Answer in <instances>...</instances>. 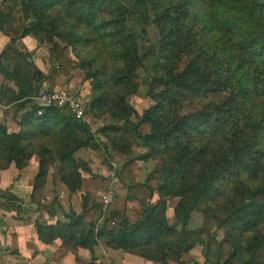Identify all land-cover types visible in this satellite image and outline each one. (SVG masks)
Masks as SVG:
<instances>
[{"label": "trees", "instance_id": "16d2710c", "mask_svg": "<svg viewBox=\"0 0 264 264\" xmlns=\"http://www.w3.org/2000/svg\"><path fill=\"white\" fill-rule=\"evenodd\" d=\"M8 2L0 5V31L11 44L28 35L48 44L51 69L43 73L30 53L13 46L0 54V73L15 87H1L0 103L25 110L18 132L0 124V170L12 162L22 170L38 158L31 201L0 190L1 206L17 218L31 204L54 215L55 199L34 198L49 167L74 193L81 172L92 173L75 157L78 150H101L107 161L122 154L118 170L108 167L126 188L124 209L104 215L101 204L88 205L83 196L80 212L64 213L67 221L36 220L39 240L91 252L103 242L161 264L180 263L199 244L206 264H264V0ZM149 25L157 40L140 53L138 39L147 40ZM76 67L91 85L86 114H108L109 124L93 129L62 108L32 101L44 83L69 79ZM140 85L153 104L134 121L126 98ZM185 102L196 109L180 112ZM133 145L143 151L133 154ZM137 161L154 162L143 180ZM193 211L202 223L188 228ZM217 228L226 230L221 239Z\"/></svg>", "mask_w": 264, "mask_h": 264}, {"label": "crops", "instance_id": "0c3cea01", "mask_svg": "<svg viewBox=\"0 0 264 264\" xmlns=\"http://www.w3.org/2000/svg\"><path fill=\"white\" fill-rule=\"evenodd\" d=\"M0 5L4 8L11 6L8 0H0ZM18 10L19 8L16 7V11ZM7 46H13L30 53L34 64L43 73L48 74L50 72L49 51L32 36H25L11 44L10 37L0 31V54ZM76 73L74 70L69 79L64 77L58 78L53 87L48 83H44L43 90L59 87H68V89L70 87H77ZM2 86L15 88L13 83L4 78V75L0 73V89ZM80 87L82 88L79 93L87 94L85 83ZM24 111H16L13 105L0 103V124L5 125L8 132H18L21 129L19 122ZM75 157L86 161L93 174L99 170L100 176H104L105 178H101L98 175L91 177L90 173L82 171L80 189L74 193H70L68 188L59 180L54 169L49 167L45 185L41 190L35 192L34 198L45 204H50L55 199L57 203L53 206L54 215L48 214L44 209L37 210L35 209V205L31 204L32 207L18 214L17 218V213L14 210L8 211L1 206L5 202V199L0 196V264H161L146 260L136 254L114 249L103 242H99L94 246L91 252L89 249L81 247H78L75 251L67 250L62 246L60 239H55L50 243L38 239L34 227L36 220L47 224H54L57 221H67L64 213H67L70 209L77 213L80 212L83 196L87 197L88 205L93 203L101 204L103 191L106 188H111L114 190L115 196L118 192L121 193L119 199H122V204H116L119 199L116 200L115 197L116 201L114 200L110 210L118 209L122 211L124 209L126 188L120 182L113 179L112 172L114 171L109 172L104 166L100 165V158L96 154V151L88 148L80 149L75 153ZM124 161L125 156L122 154L113 156L112 165L114 169L118 170ZM137 163L142 167L140 179L143 180L153 168L154 162L137 161ZM97 166H100L99 169ZM37 172L38 158L35 155L22 170L17 169L12 162L8 168L0 170V190H9L19 200L18 202L21 201L24 204H28L31 201L34 177ZM107 173H109L108 176ZM95 197L98 198L97 201L94 200ZM104 215H107V213ZM167 216L169 219L173 217L172 207L168 208ZM201 223L202 220L199 223L193 219L192 213L188 228L199 227ZM199 246L201 250H197ZM198 251L199 254H197ZM169 264H206L202 255V246L198 244L188 253H184L180 259V263L169 261Z\"/></svg>", "mask_w": 264, "mask_h": 264}, {"label": "rangeland", "instance_id": "374dc122", "mask_svg": "<svg viewBox=\"0 0 264 264\" xmlns=\"http://www.w3.org/2000/svg\"><path fill=\"white\" fill-rule=\"evenodd\" d=\"M131 24H132L135 31H137V32L140 31V28L135 21H131ZM146 30H147V37H148L147 40H143L141 37H139V39H138V48H139L140 53H142L145 50V48H147V46H149V45L154 46L156 43V40H157V29L154 25H149ZM44 45L48 49L49 45L48 44H44ZM75 71L77 72L76 73V75H77L76 76L77 87H70V89L79 92L80 89L82 88L80 86L85 83V87L87 88V94L82 93V96L84 98V104H87V102L89 101V94H90V89H91L90 82H89V80H86L84 78V73L79 67H76ZM78 84H79V86H78ZM126 100L136 110V114L131 117L134 121L138 120V117L141 115L143 110L147 109L148 107H150L153 104V101L146 96V87L144 85H140L138 87L137 92L135 94H131V95L127 96ZM194 109H196V106L194 104H191L189 102H185V103H183V106H182V109L180 112H183V113L184 112H190V111H193ZM87 116H88L87 121H88V123L91 124L93 129L100 128V127H102L106 124H109L111 122L108 114H101L99 117H93V116L91 117L88 114H87ZM141 130H142V132H146L148 130V126L144 125L141 128ZM132 148H133L132 149L133 154H137V153L143 151L142 148L136 147L135 145H133ZM96 154L100 158L99 159L100 165L104 166L109 172L112 171L109 169L108 163L110 162V164L112 165V157L115 155H118V154L112 153V155H110V157H109L110 158L109 161L104 159V154L101 150L96 151ZM97 167L99 169L100 166H97ZM98 172H100V171L98 170ZM98 172L95 174L90 173L91 177L92 176L96 177L98 175L101 178H105L104 176H100L101 173H98ZM112 173H114V172H112ZM108 174L109 173H107V176H108ZM120 194L121 193L118 192V194L116 195V200L119 199ZM97 199L98 198L95 197L94 200L97 201ZM175 202H176V200L171 201V207H173ZM117 203L122 204V199L117 200L116 204ZM200 209H201V207H200ZM202 217L203 216H202L201 212L193 211V219H195L196 222L198 221L200 223L202 220ZM171 220H172V218L170 219V221ZM190 227H193V226H190ZM214 234L217 236V238L221 239L226 234V230H225V228H217V229H214ZM197 250H201L200 246H199V249H197ZM197 254H199V251Z\"/></svg>", "mask_w": 264, "mask_h": 264}, {"label": "built area", "instance_id": "2783aa9c", "mask_svg": "<svg viewBox=\"0 0 264 264\" xmlns=\"http://www.w3.org/2000/svg\"><path fill=\"white\" fill-rule=\"evenodd\" d=\"M32 101L40 106H57L72 114V116L82 122H88V116L85 111L84 98L81 93L72 91L65 87L51 88L43 90L33 96ZM42 110H38L41 114ZM113 179L119 182L118 177L113 173ZM115 192L111 188H106L101 195V207L103 213L110 210L111 205L115 200Z\"/></svg>", "mask_w": 264, "mask_h": 264}]
</instances>
